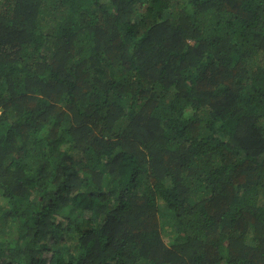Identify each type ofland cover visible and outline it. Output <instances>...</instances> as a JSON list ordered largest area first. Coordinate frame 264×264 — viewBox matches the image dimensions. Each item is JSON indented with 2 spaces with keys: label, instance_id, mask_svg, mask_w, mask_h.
I'll return each instance as SVG.
<instances>
[{
  "label": "trees",
  "instance_id": "trees-1",
  "mask_svg": "<svg viewBox=\"0 0 264 264\" xmlns=\"http://www.w3.org/2000/svg\"><path fill=\"white\" fill-rule=\"evenodd\" d=\"M0 264H264V0H0Z\"/></svg>",
  "mask_w": 264,
  "mask_h": 264
},
{
  "label": "rangeland",
  "instance_id": "rangeland-1",
  "mask_svg": "<svg viewBox=\"0 0 264 264\" xmlns=\"http://www.w3.org/2000/svg\"><path fill=\"white\" fill-rule=\"evenodd\" d=\"M35 206H37V203L35 204Z\"/></svg>",
  "mask_w": 264,
  "mask_h": 264
}]
</instances>
